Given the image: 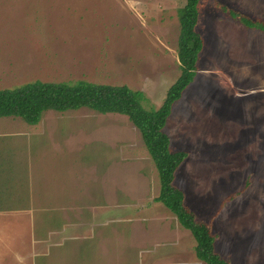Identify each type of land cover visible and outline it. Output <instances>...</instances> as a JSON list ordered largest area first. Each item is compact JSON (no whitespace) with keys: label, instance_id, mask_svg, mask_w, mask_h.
<instances>
[{"label":"rangeland","instance_id":"1","mask_svg":"<svg viewBox=\"0 0 264 264\" xmlns=\"http://www.w3.org/2000/svg\"><path fill=\"white\" fill-rule=\"evenodd\" d=\"M186 0H0V89L27 83L127 85L161 107L181 74ZM264 0H202L199 71L168 118L174 181L231 264H264ZM0 264H205L163 204L138 129L120 114L0 118ZM26 208V209H21ZM19 209V210H18ZM2 227V229H1Z\"/></svg>","mask_w":264,"mask_h":264},{"label":"trees","instance_id":"2","mask_svg":"<svg viewBox=\"0 0 264 264\" xmlns=\"http://www.w3.org/2000/svg\"><path fill=\"white\" fill-rule=\"evenodd\" d=\"M202 0H186L179 9L180 34L178 59L181 74L168 89L163 104L157 110L143 106L145 95L127 85L96 84L86 80L76 82L35 81L14 88L0 89V118H20L29 125H38L49 111L67 112L86 108L100 114L127 116L141 134L153 159L160 178V193L155 199L163 204L196 241V257L205 264H231L216 250L217 236L211 226L197 218L186 205L185 193L174 181L176 174L188 157L184 151H174L171 139L165 132L168 118L175 103L193 83L199 71V58L205 42L197 31ZM224 10L227 8L223 6ZM231 18L246 28L264 34V20L232 9Z\"/></svg>","mask_w":264,"mask_h":264},{"label":"crops","instance_id":"3","mask_svg":"<svg viewBox=\"0 0 264 264\" xmlns=\"http://www.w3.org/2000/svg\"><path fill=\"white\" fill-rule=\"evenodd\" d=\"M11 191L9 190L5 192L3 186L0 187V216H5L4 215L5 213H9L12 210L11 208H8L4 205L5 202H9L8 200L12 199L14 194H12ZM21 209H26V208H21Z\"/></svg>","mask_w":264,"mask_h":264}]
</instances>
